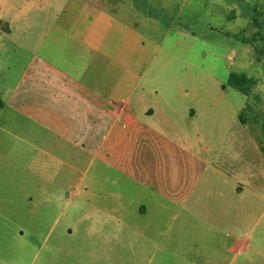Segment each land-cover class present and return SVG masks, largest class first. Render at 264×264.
Listing matches in <instances>:
<instances>
[{
    "label": "rangeland",
    "instance_id": "1",
    "mask_svg": "<svg viewBox=\"0 0 264 264\" xmlns=\"http://www.w3.org/2000/svg\"><path fill=\"white\" fill-rule=\"evenodd\" d=\"M75 2L0 0V264H143L142 244L109 211L111 119L101 111L95 135L69 137L67 120H47V99L72 85L64 61L76 66L81 56L70 31L79 27ZM107 10L128 16L146 42V51L139 42L125 50L134 71L117 68L116 91L136 87L140 118L163 96L180 109L197 100L203 116L193 132L214 163L236 167L261 197L240 238L253 251L231 264H264V0H112ZM232 74L256 80L250 96L229 83Z\"/></svg>",
    "mask_w": 264,
    "mask_h": 264
},
{
    "label": "crops",
    "instance_id": "2",
    "mask_svg": "<svg viewBox=\"0 0 264 264\" xmlns=\"http://www.w3.org/2000/svg\"><path fill=\"white\" fill-rule=\"evenodd\" d=\"M76 3L78 13L71 19L79 27L70 31L81 56L76 66L64 61V76L72 85L62 84V93L47 99L53 105L47 120H67L69 137L85 136L90 128L95 135L91 122L104 115L111 119L109 130L116 136L109 148L115 160L109 166L117 175L110 180L109 211L116 225L126 228L127 238L134 233L142 244L143 264H231L252 252V241L241 239L247 232L243 226L255 225L252 206L260 194L236 167L230 171L214 163L212 147L193 132L194 121L203 116L197 100L180 109L163 96L140 118L132 102L136 87L130 82L125 93H118L115 73L118 67L134 71L132 52L125 50L139 42L138 49L146 51V42H140L128 16L106 15L112 0ZM70 7L62 11L67 16ZM71 121L79 122L77 131Z\"/></svg>",
    "mask_w": 264,
    "mask_h": 264
},
{
    "label": "trees",
    "instance_id": "3",
    "mask_svg": "<svg viewBox=\"0 0 264 264\" xmlns=\"http://www.w3.org/2000/svg\"><path fill=\"white\" fill-rule=\"evenodd\" d=\"M264 40V35L261 37ZM256 80L249 77L246 74H232L229 78V83L234 85V87L240 91L245 96H250L249 86L255 85ZM0 107H3V101L0 99ZM262 131L264 135V122L262 124ZM264 153V147L262 148Z\"/></svg>",
    "mask_w": 264,
    "mask_h": 264
}]
</instances>
